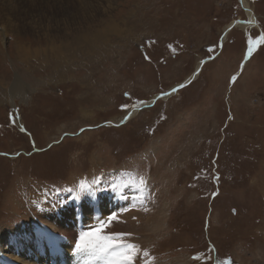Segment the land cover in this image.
<instances>
[{"label":"rangeland","instance_id":"obj_1","mask_svg":"<svg viewBox=\"0 0 264 264\" xmlns=\"http://www.w3.org/2000/svg\"><path fill=\"white\" fill-rule=\"evenodd\" d=\"M246 1L255 18L240 0H113L103 17L79 14L83 0L24 3L40 27L0 35V264L70 257L71 209L91 206L86 228L104 202L120 219L107 234L117 224L149 253L136 264H264V0ZM17 44L40 58L21 62Z\"/></svg>","mask_w":264,"mask_h":264},{"label":"bare ground","instance_id":"obj_2","mask_svg":"<svg viewBox=\"0 0 264 264\" xmlns=\"http://www.w3.org/2000/svg\"><path fill=\"white\" fill-rule=\"evenodd\" d=\"M113 0H83V3H80L79 7L78 8H82L80 9L81 11L79 12V14H90V13H94L100 17H103V16H107L108 13L110 11H113V5L111 4ZM242 5H243V2L245 3L246 7L243 6V8L247 11V12H252L253 14V17H254V13L252 10H249V6H248V3L246 0H240ZM27 2L26 4L28 5H32V8L33 6H36V0H32L31 2L29 0H0V35L3 36L2 40L3 41H6L7 40V37L10 35L11 32H15V33H18V34H21L23 31H28L29 29H36L38 27H40V24L39 22H42L40 19L37 20L36 16L32 13V12H29L27 11V7L25 8L24 6V3ZM47 2V1H46ZM27 5V6H28ZM77 5V4H76ZM137 7V6H136ZM29 8V6H28ZM35 8V7H34ZM77 8V7H76ZM77 8V10H78ZM139 8V7H138ZM150 7H147V11L150 10L149 9ZM70 9V8H69ZM12 11V12H11ZM72 10H70L71 12ZM146 11V13H147ZM156 11V9H155ZM41 12V11H40ZM77 12V11H76ZM157 12V11H156ZM149 13H151L149 11ZM111 14V12H110ZM44 15V14H42ZM66 16V14H64ZM71 15V14H70ZM38 16V15H37ZM68 16V15H67ZM75 16V15H74ZM77 16V15H76ZM86 16V15H85ZM72 17V16H71ZM83 17V16H82ZM88 17V16H87ZM90 17V16H89ZM40 18V17H39ZM51 18V17H50ZM50 18H47V23H48V26L49 28L52 27V24L50 21L51 19ZM73 18V17H72ZM81 18V17H80ZM95 18V17H94ZM255 18V17H254ZM46 19V17H45ZM84 19V18H83ZM67 19L63 16V18L60 19V23H62L64 25V21H66ZM142 20V19H141ZM39 21V22H38ZM54 21V19H53ZM148 21V20H147ZM45 22V21H44ZM71 22V21H69ZM73 22L75 23V20H73ZM85 22V21H83ZM142 23H144V20L141 21ZM53 23V22H52ZM250 23V22H249ZM72 24V23H71ZM240 23H234V25H239ZM45 25V24H44ZM106 25V24H105ZM104 25V26H105ZM248 25V23L246 24ZM246 25H242V27H246ZM28 26V27H26ZM43 27V26H42ZM88 27V25H87ZM106 27V26H105ZM152 23H149L147 25H144L142 26L141 28V31H145V30H148L146 31V33H148L152 28ZM20 28H23V30L21 31ZM151 28V29H150ZM145 29V30H144ZM48 30V29H47ZM230 30V26H228V28L226 29V33H225V37L227 36L228 32ZM105 30L104 29H101L100 31H97L96 34H94V38H91L89 40L90 42V49L94 50L95 49V46H96V39L97 37L99 38V36H102L103 34H105ZM151 33V32H149ZM17 35V34H16ZM122 35V34H121ZM134 35V36H133ZM128 35L126 36L125 38H123L124 41H129L130 38H131V41L134 40V39H138L139 38V35ZM148 35V34H147ZM146 35V36H147ZM143 36V35H142ZM145 36V35H144ZM153 37V36H152ZM149 38V37H148ZM102 40V39H101ZM104 41L107 42L106 46L107 47H112L113 45L110 44L108 38L106 39H103ZM18 42V41H17ZM77 42V40H76ZM112 43V42H111ZM127 45V44H126ZM2 46V45H1ZM119 47V46H118ZM125 47V45L123 46ZM128 47V46H127ZM15 53L17 54L18 56V60L21 59V62H26V61H30L33 57L38 60V58H40V51L38 50H33L35 52H33L32 50L30 49H26L25 46H21L19 44H17L15 47ZM30 48V47H29ZM1 56H3V58H1ZM0 64L2 61L5 60V57H4V53L2 52V50H0ZM24 58V59H23ZM118 59V58H117ZM33 60V59H32ZM3 63V62H2ZM25 64V63H24ZM32 64V63H31ZM4 65V64H3ZM198 69L200 68V66L202 64H198ZM4 67V66H3ZM2 67V68H3ZM30 67V66H29ZM7 70V69H6ZM25 70V69H24ZM8 71V70H7ZM5 74V73H4ZM197 75V74H196ZM195 75V76H196ZM3 79H5V81H7V79H10L9 76H6L3 75ZM21 80L19 81V79H17L15 81V83L13 84V86H11L12 88V91L15 95H19V96H22V94L24 93V91H26V87L21 85L20 84ZM6 84V83H5ZM174 90L171 92L173 93ZM163 97H166L165 95H161ZM147 104V103H146ZM146 104H143L141 105V107H146L147 105ZM137 107V106H136ZM140 107V106H139ZM136 110V108H134ZM140 109V108H138ZM134 112V111H133ZM133 112L125 119V120H129L131 118V116L133 115ZM135 116V115H134ZM133 116V117H134ZM118 122V121H117ZM115 122V123H117ZM186 144V143H185ZM179 172V171H178ZM116 186V185H115ZM96 187V186H95ZM101 194V191L99 189H94V190H91V191H87V192H84L83 194L80 195V199L83 201L85 199H90V198H93V199H96L98 198V196ZM34 199V198H33ZM147 199V198H146ZM81 200L77 201V202H82ZM116 201V199H115ZM73 206H75L76 202H73L72 203ZM146 204V202H145ZM153 205V204H152ZM152 205H150L149 207H151ZM157 205V204H156ZM147 207V206H146ZM153 207V206H152ZM93 208H95L97 210V213L98 214H101L102 213V210H105L108 214L106 215V217L103 219V220H106L107 217L118 211L119 209L118 208H114V205L112 207H110V209L108 210L107 208V204L104 202L103 204H100L97 205V206H94ZM75 210L76 213H77V217H76V221H75V224H72L70 221L69 223L67 221H64V220H61L60 222H63L64 221V224L65 225H68L66 230H64L62 232L61 235L65 236V241H64V244H67V245H72L73 248L68 250L69 254H70V257H66L64 256V251L62 248H60L59 250V254H56L54 253L53 251H49V254L50 255H55V256H50V260L52 261L53 264H80L78 262V260L80 261V259L84 258L86 255L87 257L86 260L88 261V253L86 252H77L75 250V244L76 242L79 240L80 238V235L82 233H85L87 231H89V229H94L96 226V224H99L102 220L100 218V216L98 215L94 221L90 222V225L87 226L86 228L85 225L86 223L89 221V220H84V215L85 213H91L93 212L92 208L90 205H77L75 206V208L73 207L71 209V211ZM137 216L136 212L135 213H130V215L128 217L125 218V220H129V227L132 229V230H135V227L133 226V221L131 220V217L132 216ZM157 213H152V211L150 210L149 212V216H150V220L149 222H151L152 224L154 223H157L158 225H162V222L164 221V216L163 214L161 216H157L156 215ZM137 219L138 217L136 218V221H135V224L139 225V223L137 222ZM120 220V219H118ZM85 221V222H84ZM151 223L147 226V228H149L150 230H153V231H156V228L153 227L151 225ZM145 224L147 225L148 224V220L145 222ZM116 228H118V225L115 224L114 225V228H113V232H116ZM70 230V231H69ZM162 231H164L163 227L161 226L160 228V231L159 233H161ZM150 238V237H149ZM148 240V238H147ZM76 241V242H75ZM132 241L135 242V239L132 238ZM143 242H146L145 240ZM139 246H142L143 244H139L137 243ZM143 247H141L142 249ZM82 257V258H81ZM83 260V259H82ZM84 259V261H86ZM89 263L90 264H103L102 261H90L89 260ZM82 264V263H81Z\"/></svg>","mask_w":264,"mask_h":264},{"label":"snow or ice","instance_id":"obj_3","mask_svg":"<svg viewBox=\"0 0 264 264\" xmlns=\"http://www.w3.org/2000/svg\"><path fill=\"white\" fill-rule=\"evenodd\" d=\"M261 42H264V37L257 41V43ZM248 51L251 53L252 48L249 47ZM140 183H146L143 177L140 178ZM128 210L125 208L121 211ZM117 220L118 214L114 212L106 220H102L95 229L82 233L75 244V250L78 253L86 252L90 261H102L103 264H136L141 253L144 258H147L149 256L147 251L142 250L138 244L130 242L131 233L113 232L107 234V229ZM145 264H147L146 260ZM229 264H231L230 261Z\"/></svg>","mask_w":264,"mask_h":264},{"label":"water","instance_id":"obj_4","mask_svg":"<svg viewBox=\"0 0 264 264\" xmlns=\"http://www.w3.org/2000/svg\"><path fill=\"white\" fill-rule=\"evenodd\" d=\"M158 97H163V96H158Z\"/></svg>","mask_w":264,"mask_h":264}]
</instances>
